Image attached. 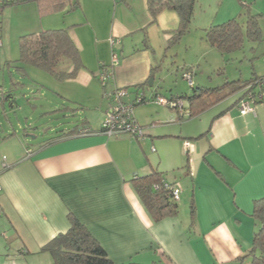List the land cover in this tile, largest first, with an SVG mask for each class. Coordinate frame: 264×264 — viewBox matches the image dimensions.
Masks as SVG:
<instances>
[{"label":"crops","instance_id":"crops-1","mask_svg":"<svg viewBox=\"0 0 264 264\" xmlns=\"http://www.w3.org/2000/svg\"><path fill=\"white\" fill-rule=\"evenodd\" d=\"M170 11L163 10L158 23H153L147 0H81L76 10L48 14L49 23L55 20V25L69 30L84 63L74 77L57 79L51 74L54 79L46 88L53 96L51 107L77 104L89 112L100 109L105 117L109 89L126 87L128 102L141 92L148 98L160 95L155 67L161 65L162 45L157 37L167 41L172 36L167 27L174 15H165ZM209 19L201 16L200 25L212 24ZM156 26L164 29L161 37ZM208 46L204 54L211 51ZM114 53L119 60L113 65ZM102 67H112L114 72L105 87L98 77ZM64 68L71 70L73 65ZM191 69L184 71L192 74ZM236 101L229 97L208 108H218L212 124L200 134L205 135L194 137L207 139L218 122L214 136L219 134L221 141L207 150L209 161L204 156L193 176L183 172L192 180L194 218L190 213L182 217L179 206L178 215L154 219L132 178L142 175L140 171H165L146 161L141 141L130 135L72 134L37 147L21 146L13 137L0 139V150L6 153L0 159L1 234L17 243L19 253H49L42 247L66 232L70 216L75 215L117 264H250L248 252L260 227L253 216L254 204L264 197V155L260 154L264 99L255 101V112L246 114L240 113ZM135 118L141 124L136 114ZM84 125L101 129L90 125L89 119ZM206 147L199 144L200 150ZM6 247L10 253L12 246ZM43 258L51 263L49 255Z\"/></svg>","mask_w":264,"mask_h":264},{"label":"rangeland","instance_id":"rangeland-1","mask_svg":"<svg viewBox=\"0 0 264 264\" xmlns=\"http://www.w3.org/2000/svg\"><path fill=\"white\" fill-rule=\"evenodd\" d=\"M248 10L252 13H257L258 10L264 11V0H198L189 30L180 39H173L170 44L168 40L157 37L158 44L162 45L160 47L162 50L161 65L156 71L161 96L155 95L148 98L141 92L138 95H143L146 100L134 106L136 108L134 116L136 114L141 124L146 122L144 123L146 124L144 126L145 139H139L146 155V161H149L154 168L167 172L166 175L169 177L172 176L174 180L169 179L168 181H176L177 187L182 190L178 200L182 217L188 213L192 215L190 202L193 195L192 180L183 174L185 171L183 166L188 159L189 164L193 165L191 169L197 170L199 164L203 163L204 156H208L207 150L211 145L216 142L219 144L221 141L219 134L214 136L218 126L217 121L213 123L211 132L208 131L207 139L206 137L194 139L210 128L214 117L212 114L217 112L218 108L209 109L195 118L186 117L183 121H179L178 114L180 113L170 105L171 102L161 103L159 98L168 100L174 96H180L188 106V101L184 96L192 94L193 87L184 76L187 71H184L185 68L193 69L191 70L195 87H215L223 85L227 80L245 81L255 74L264 75V13L259 19L262 35L254 39L249 36L246 26ZM168 13L174 15V18H169L167 27V31L171 33L179 26L180 20L175 11L166 12L165 15ZM48 14L41 12L37 0L10 6L0 12V37L4 42L0 61V91L11 89L13 81L25 84L24 86L18 85V88L14 89L16 97L14 107L9 102L3 104L0 96V139L5 134L14 133V136L11 135L8 138L13 137L25 147H37L41 142H46L61 130L74 127L83 119H89L90 125L100 127L104 118L100 109L89 112L85 109H78L77 104L69 103L74 110H59L60 108L51 107L50 101L53 96L46 88L50 85L49 79H54L53 76L45 68L22 58L21 46L25 36L48 29L61 28L55 25V20L48 22L50 19ZM201 16L206 18L210 16L209 20H212L214 24L238 17L244 26L242 46L230 53H222L216 47L211 46L205 38L204 27L206 25H200ZM160 27L158 32L156 29V32L161 37L164 29ZM205 45L211 47V51L207 54H204ZM109 68L112 69V67ZM239 96L240 93L234 94L230 96V100L234 103ZM106 98L110 102V99ZM183 99L180 100L183 101ZM185 111L186 108L183 112ZM186 142H190L188 149L185 148ZM260 142V154L264 155L263 139ZM200 143L207 145L205 150L199 149ZM5 154V151L0 150V159L5 158ZM209 159L210 157H207V161ZM139 174L143 175L144 171H140ZM182 206H185L184 209ZM0 244L3 248L0 251V264H46L43 258L46 255H49L52 261L50 253H19L15 248L17 243H13L12 239L7 240L1 231ZM6 246H12L10 253L5 250ZM252 259L253 256L251 262Z\"/></svg>","mask_w":264,"mask_h":264},{"label":"trees","instance_id":"trees-1","mask_svg":"<svg viewBox=\"0 0 264 264\" xmlns=\"http://www.w3.org/2000/svg\"><path fill=\"white\" fill-rule=\"evenodd\" d=\"M37 1L41 12L47 14L65 10L72 11L81 6V0ZM197 3L198 0H147V7L153 23L157 22L158 16L163 10L169 9L177 13L180 20L179 26L171 31L172 36L168 40L172 44L173 39H180L189 30ZM247 14L246 26L249 36L254 39L260 37L262 29L259 19L262 14L252 13L250 10L247 11ZM243 28L244 26L238 17L230 18L222 23L214 24L213 22L204 28L205 38L222 53H230L242 46ZM148 42L149 38L146 35L145 43ZM21 50L24 60L45 68L57 79L74 77L77 71L84 66L80 50L67 28L48 29L31 33L24 37ZM69 63L73 65L71 70L64 68ZM155 69L157 70L158 67H155ZM18 85L24 86L25 84L13 81L11 89L7 91L1 89L0 96L3 104L9 102L12 107L16 105L14 89L18 88ZM191 86L193 87V93L184 96L188 101V106L185 105L183 97L174 96L172 99H168V102H171L170 105L180 113V119L197 116L211 106L237 93H240V96L235 105H239L240 101L250 94L256 97L259 88H262L264 92V75L255 74L245 81L241 79L227 80L223 85L215 87ZM180 99H183V101ZM263 99L264 96L257 98L256 101L259 102ZM143 102H145V99ZM185 108L186 111L183 112ZM63 109L74 110L68 104H64L59 110ZM84 123H86V119H83L72 128L61 130L58 134L47 139L45 143H51L66 135H85L81 134L80 131L90 128L86 127ZM82 124L83 126H81ZM11 135L14 136V133L5 134L1 139ZM41 144L43 145V142ZM183 167L187 176H193V170L188 159ZM166 174V172L155 170L132 178L137 193L156 221L168 216H176L179 213V201L173 197L172 190L165 186V181L169 180ZM169 182L172 185L176 184V181ZM191 214L194 218L196 214L194 203L191 204ZM253 216L259 220L260 227L254 234L252 248L248 252L249 256H253L250 264H264V197L255 200ZM70 221L71 226L66 232L59 233L42 247V251H48L51 254L52 261L50 264H117L84 223L75 215L70 216ZM243 258L241 257L240 261ZM124 264L147 263L130 261ZM148 264H161V261Z\"/></svg>","mask_w":264,"mask_h":264},{"label":"built area","instance_id":"built-area-1","mask_svg":"<svg viewBox=\"0 0 264 264\" xmlns=\"http://www.w3.org/2000/svg\"><path fill=\"white\" fill-rule=\"evenodd\" d=\"M31 0H0V12L7 7L29 2ZM116 42L115 39H112V44ZM3 39L0 37V60L2 55L3 48ZM118 55L113 54V65L118 63ZM113 68L102 67L98 75L101 84L105 87L109 79L113 76ZM184 76L189 80L190 85H193L192 74L186 72ZM260 86V85H259ZM129 95V91L126 87H116L111 91H106L105 96L110 99L109 108L105 113V117L102 123V129L99 131H92L90 129H83L80 131L81 134H94V133H104L106 135H122L127 134L137 139H145L146 133L144 132V126H142L134 116V106L136 103L143 102L145 97L143 95H138L134 102L126 101V97ZM264 92L262 88H259V92L255 96L252 94L248 95L242 99L238 105L239 111L241 114H246L248 112H255L253 103L257 98H262ZM146 100V99H145ZM161 103H168V100L165 98H159ZM190 142L185 143V148L188 149ZM31 152L28 151V155ZM165 186L172 190L173 197L175 200H179L182 190L177 187L176 184L172 185L169 181H165ZM1 192V185H0ZM3 209L0 205V215H2Z\"/></svg>","mask_w":264,"mask_h":264},{"label":"water","instance_id":"water-1","mask_svg":"<svg viewBox=\"0 0 264 264\" xmlns=\"http://www.w3.org/2000/svg\"><path fill=\"white\" fill-rule=\"evenodd\" d=\"M152 81H154V77H151V79H150V85H152Z\"/></svg>","mask_w":264,"mask_h":264}]
</instances>
